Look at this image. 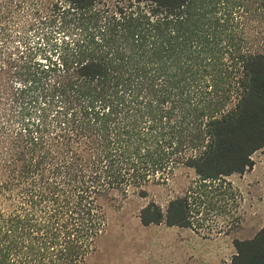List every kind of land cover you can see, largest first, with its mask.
<instances>
[{"label": "trees", "instance_id": "1", "mask_svg": "<svg viewBox=\"0 0 264 264\" xmlns=\"http://www.w3.org/2000/svg\"><path fill=\"white\" fill-rule=\"evenodd\" d=\"M24 8L39 41L0 50V264H86L130 196L143 226L235 207L227 177L264 148V0H0L1 37ZM232 243L264 264V225Z\"/></svg>", "mask_w": 264, "mask_h": 264}, {"label": "rangeland", "instance_id": "2", "mask_svg": "<svg viewBox=\"0 0 264 264\" xmlns=\"http://www.w3.org/2000/svg\"><path fill=\"white\" fill-rule=\"evenodd\" d=\"M24 9L20 16L2 20L6 39L0 36V50L6 54L17 45L39 41L41 21ZM261 26L250 22L248 29L256 33ZM252 159L250 170L227 177L236 190L235 207L227 205L220 214L208 212L198 229L143 226L138 215L148 198L130 196L112 205L107 211L106 231L86 264H231L233 239L251 238L264 225V148ZM191 176L178 172L169 188L152 187L150 195L164 205L166 193L179 194Z\"/></svg>", "mask_w": 264, "mask_h": 264}]
</instances>
